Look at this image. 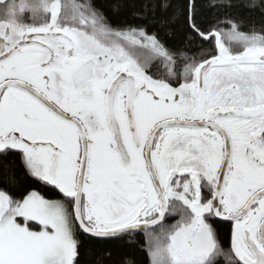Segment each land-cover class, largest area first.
Wrapping results in <instances>:
<instances>
[{
	"label": "snow or ice",
	"instance_id": "6c2138e0",
	"mask_svg": "<svg viewBox=\"0 0 264 264\" xmlns=\"http://www.w3.org/2000/svg\"><path fill=\"white\" fill-rule=\"evenodd\" d=\"M208 7L0 0V264H264V0Z\"/></svg>",
	"mask_w": 264,
	"mask_h": 264
},
{
	"label": "trees",
	"instance_id": "16d2710c",
	"mask_svg": "<svg viewBox=\"0 0 264 264\" xmlns=\"http://www.w3.org/2000/svg\"><path fill=\"white\" fill-rule=\"evenodd\" d=\"M198 2L203 18H211L209 0H198ZM142 242L143 234L128 238V243L115 250L111 259L106 260V264H125L126 259L135 261V264H147V256L141 249Z\"/></svg>",
	"mask_w": 264,
	"mask_h": 264
}]
</instances>
